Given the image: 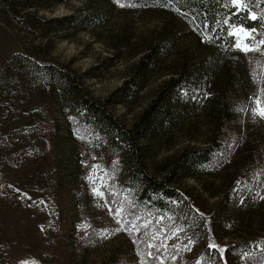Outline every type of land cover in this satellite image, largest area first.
<instances>
[{
	"label": "rangeland",
	"instance_id": "obj_1",
	"mask_svg": "<svg viewBox=\"0 0 264 264\" xmlns=\"http://www.w3.org/2000/svg\"><path fill=\"white\" fill-rule=\"evenodd\" d=\"M29 4L34 6L23 10ZM91 12L111 18L90 30L45 22ZM166 21L162 11H148L134 20L129 12L110 10L103 0H0V264H135L140 257L139 238L159 243L167 264H184L185 250L193 258L210 242L226 247L229 236L219 240L217 234L194 232L184 226L180 213L155 218L142 212L140 219L132 216L131 227L124 228L120 220L126 218L124 211L133 199L130 193H122V174L118 177L117 167L110 166L119 164L122 173L130 174L131 160L128 155L112 154L108 146H87L72 131L75 85L68 87L59 73L73 78L97 102H106L129 128L158 98L163 82L180 67L184 54L198 46L193 37L183 38L163 72L150 77L136 99L127 105L108 101L135 73L138 51ZM239 39L249 46L259 45L254 33L251 39ZM194 55L190 57H199ZM41 66L53 76L41 74ZM254 66L264 76V58ZM261 108L264 102L257 104V115ZM202 113L179 130L159 129L140 141L150 174L163 179L183 150L210 139L211 118L208 111ZM50 122L57 132L50 127V135L42 134ZM245 145L250 147L249 141ZM244 152L215 175L178 178L172 183L183 198L184 191L197 196L203 213L200 222L204 216L209 218L221 202L220 194L235 183V170L245 164ZM254 168L264 174V154ZM116 205L121 207L119 215ZM177 207L182 211L184 202ZM250 229L242 222L234 226V237L242 238L239 232Z\"/></svg>",
	"mask_w": 264,
	"mask_h": 264
},
{
	"label": "trees",
	"instance_id": "obj_2",
	"mask_svg": "<svg viewBox=\"0 0 264 264\" xmlns=\"http://www.w3.org/2000/svg\"><path fill=\"white\" fill-rule=\"evenodd\" d=\"M103 1L112 11L131 13L134 20L148 11H162L167 19L147 45L138 51L141 55L135 73L109 97L112 104L127 105L132 98L136 99L148 79L163 72L164 64L177 53L183 38L193 37L198 45L191 53L184 54L180 67L163 82L158 98L129 128L110 112L106 102L100 103L89 97L80 84L59 71L67 79L68 87L75 85L71 127L76 137L87 146H108L112 154L128 155L132 162L130 174L122 173L119 164L110 166L117 167L118 177L122 174V193H130L133 199L120 224L126 229L131 227L132 216L140 219L142 212H150L155 218L180 213L178 216L184 217V226L194 232L204 230L208 235L217 234L219 240L230 237L223 258L214 249H209L207 243L193 258L191 252L185 250L184 264H197V261L203 264L210 252H215L214 264H264V215L259 214L264 212V174L254 168L264 154V120L255 112L258 102H264V76H260L254 66L255 61L264 58V47H259L258 51H240L235 47L236 37L229 35L233 26L242 25L250 31L255 30L256 41L264 39V0H255L254 3L245 0L250 11L242 10L238 15L234 14L237 8L228 0ZM121 4L125 6L121 7ZM32 6L29 4L23 10ZM252 12L256 14V20L251 19ZM110 18H106L104 12H91L45 22L58 21L64 27L90 30L104 25ZM194 54L199 57H190ZM40 71L48 78L54 73L46 66H41ZM203 111H208L211 118L210 139L203 145L188 146L183 150L174 168L163 179L150 174L145 168V147L140 141L159 129H166L169 133L179 130L189 118L199 116ZM46 126L48 129L41 131L42 134L50 135V127L57 132L55 123ZM233 135L235 137L231 138ZM247 141L250 147L245 145ZM242 150L245 151V164L240 171L235 170V183L220 194L221 202L209 218L203 215L200 222L203 213L197 196L184 191L183 198L172 183L178 178L215 175L230 159L239 158ZM106 198L108 201L110 195ZM182 202L184 209L181 211L177 205ZM116 206L117 211L120 206ZM133 211L139 212L138 215H131ZM242 222H246L250 231L239 232L243 233L242 238L234 237V226ZM199 224L201 228L197 229ZM136 244L140 257L139 263L135 264H167L159 243L139 238ZM148 253H154L156 258Z\"/></svg>",
	"mask_w": 264,
	"mask_h": 264
},
{
	"label": "snow or ice",
	"instance_id": "obj_3",
	"mask_svg": "<svg viewBox=\"0 0 264 264\" xmlns=\"http://www.w3.org/2000/svg\"><path fill=\"white\" fill-rule=\"evenodd\" d=\"M229 4L236 7L237 8V12L234 13L235 15L239 14V11L242 10H248L249 9V5L248 3L245 2V0H228ZM252 2L254 3L255 0H252ZM125 5L121 4V7H123ZM251 19L252 20H256V14L254 12L251 13ZM225 23H227V21H225ZM255 30H251L248 31L246 30L242 25L241 26H233L229 32L230 36H234V37H238L235 47L237 49H239L240 51L243 52H250V51H258L259 49V45H264V39L259 41V45H255V46H249V44L242 42L241 39H239V37H243L244 40H248L252 38L253 32ZM259 103V102H258ZM258 115H260L262 118H264V108H261L258 112ZM99 195H102V193H97ZM121 210H117L116 215L120 214ZM131 215H135V213H130ZM133 227H135V225H133ZM151 247V245H150ZM209 249H214L215 252H218L221 256V258H223V254L226 251V249L224 247H221L217 244H215L214 242H210L208 245ZM215 252H210L209 255L207 257L204 258V262L203 264H214L215 261ZM148 255L150 257H152L153 259H155V254L154 253H148ZM197 264H200V261H197Z\"/></svg>",
	"mask_w": 264,
	"mask_h": 264
}]
</instances>
